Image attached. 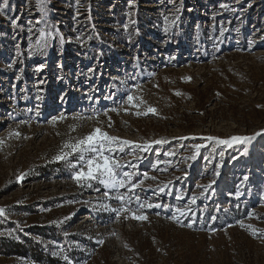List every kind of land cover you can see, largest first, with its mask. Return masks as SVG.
Returning a JSON list of instances; mask_svg holds the SVG:
<instances>
[{
    "label": "rangeland",
    "instance_id": "374dc122",
    "mask_svg": "<svg viewBox=\"0 0 264 264\" xmlns=\"http://www.w3.org/2000/svg\"><path fill=\"white\" fill-rule=\"evenodd\" d=\"M0 12V237L58 264H264V0H8ZM41 31L47 46L33 48ZM97 127L133 142L113 153L143 181L119 190L124 202L79 186L75 155L54 160Z\"/></svg>",
    "mask_w": 264,
    "mask_h": 264
},
{
    "label": "snow or ice",
    "instance_id": "6c2138e0",
    "mask_svg": "<svg viewBox=\"0 0 264 264\" xmlns=\"http://www.w3.org/2000/svg\"><path fill=\"white\" fill-rule=\"evenodd\" d=\"M37 7H42L43 0H36ZM131 3V0H130ZM8 5V0H3V3H0V10H3ZM221 7H226V5H221ZM179 11V8L176 10ZM2 14V12H0ZM168 18L165 17V21H167ZM12 23L15 25L16 20H13ZM39 23V21H38ZM171 23H175V20H173ZM127 27V25H125ZM167 31V29H165ZM45 33L43 31L40 32V35L36 38V43L33 45V48L36 47H46V41L44 39ZM47 35H51V33H47ZM185 79H190L185 77ZM176 95H180L179 92L176 93ZM137 99L136 97L129 95L127 97V102L132 105L133 107H138V105L133 104V101ZM115 111V109H113ZM148 112L155 113V109L149 107ZM107 113H105L106 115ZM138 115L140 113H137ZM146 114V113H145ZM57 119H64L63 116L56 118L54 117L52 122L55 123ZM109 126H111L109 124ZM264 131V130H262ZM10 136L15 135L19 136V132L12 131L9 133ZM261 135L260 132L255 133L253 136H233L226 140H219L217 139L218 144H225L231 146L232 144H242L247 141L255 139V136ZM208 139H216L213 137H208ZM133 142L128 140H121L118 137L111 136L107 132L103 131L101 128L97 127L94 128L90 133L87 135L74 139V142H66L60 149V152L54 157L55 161H68V158L70 156L75 155L76 156V163H72L69 161L70 166L74 169L72 179L77 182L79 186H83L88 181H98L101 185L105 187V189L112 190L116 192V195L113 197L116 200H119L121 202H124L127 197L125 194L120 193V189H124L127 187V190L129 193L133 191V189L137 188L139 184H142L143 181H139L138 183L132 182V177L134 173L123 171L121 172V169L123 168V164L121 163L120 159H117L113 153L119 151L123 152L124 148ZM152 143L155 144H163L166 143L164 140H156ZM0 144H3V140H0ZM137 147H140L137 145ZM150 147L149 144H145L142 148V150H147ZM202 147V145H196V148L199 149ZM65 149H68V151H65ZM167 155H173V153H167ZM223 155V153H221ZM195 159V156L192 157ZM207 159V158H206ZM129 167H135V165H132L129 163ZM24 173H21L20 176L17 177V183L23 180ZM145 178H149L147 176V173L144 174ZM216 175H219V173H216ZM151 179H155V177H151ZM247 179V177H245ZM215 181H213L214 183ZM91 186V185H88ZM211 185H208L207 188H210ZM207 188L205 190H207ZM162 190V189H161ZM240 193L238 192L237 195ZM105 197H109V191L104 192ZM138 200L139 197H136ZM192 203H195V198L192 199ZM145 205H141V207H144ZM105 209H108V205H103ZM147 207H153V205L149 204ZM155 207H160V205H155ZM112 211L116 212L117 217L120 216L121 213H127L125 215V219H128L129 216H131L132 219L135 220H147V216L143 214H137L131 212L127 207H121L118 210L112 209ZM177 212H180L181 215H183V211L180 209L176 210ZM5 215V209L0 208V216ZM251 216V213L249 214ZM67 219V218H66ZM172 219H175V217H172ZM241 226L243 227V224L241 222ZM187 227H192L191 224H188ZM250 227V226H249ZM253 235L256 234L255 230L252 232ZM67 259V257H65ZM71 264V262H69Z\"/></svg>",
    "mask_w": 264,
    "mask_h": 264
},
{
    "label": "trees",
    "instance_id": "16d2710c",
    "mask_svg": "<svg viewBox=\"0 0 264 264\" xmlns=\"http://www.w3.org/2000/svg\"><path fill=\"white\" fill-rule=\"evenodd\" d=\"M33 230L38 232L41 228L33 227ZM0 253L25 256L36 264H58L55 258L50 256L49 253L42 251L36 242L31 241L27 237H24L22 242L8 241L0 237Z\"/></svg>",
    "mask_w": 264,
    "mask_h": 264
}]
</instances>
